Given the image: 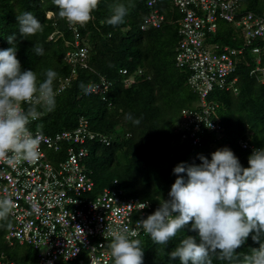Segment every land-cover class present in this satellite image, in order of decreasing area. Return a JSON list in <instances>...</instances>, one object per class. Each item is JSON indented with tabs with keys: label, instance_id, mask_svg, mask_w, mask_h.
Instances as JSON below:
<instances>
[{
	"label": "trees",
	"instance_id": "1",
	"mask_svg": "<svg viewBox=\"0 0 264 264\" xmlns=\"http://www.w3.org/2000/svg\"><path fill=\"white\" fill-rule=\"evenodd\" d=\"M246 1L249 10L262 14L263 1ZM114 2L99 0L97 9L92 13L93 18L81 28L78 27L83 40L79 46L88 48L86 67L63 61L66 53L76 48L73 46L72 30L58 17L59 9L52 0H0V12L5 13L6 19L3 31L0 28V50L11 47L7 36L15 34L17 59L22 70L36 72L37 84L45 79L44 72L49 68L58 73L54 86L62 79H70V84L56 95L55 110H41L40 118L32 123L36 127L42 124V133L51 135L74 128L83 118L88 122L90 131L109 138V146L101 145L98 141L93 143L99 160L95 157L98 162L89 167L87 157L86 170L92 172L95 188L103 185V188L120 191L122 199L146 202L149 207L145 215L147 218L163 199H168L171 185L176 179L173 168L178 163L199 164V154L210 160L212 152L227 146L244 168L249 167L248 157L252 153L243 150L240 142L246 141L256 148H264V84L251 73L255 61L248 49L245 50L231 75V78H237L238 94L215 90L208 96V101L217 105L216 117L222 127L221 134L217 136L205 130L200 134L201 145H192L189 131L182 128L181 111L191 109L197 97L187 86V71L175 65L179 14L167 4L158 3L156 7L165 16L163 26L143 32L139 26L149 8L144 0H133L135 6L130 9L125 22L114 27L106 23L110 15L108 6ZM24 11L32 12L39 19L44 25L43 33L26 38L19 35L16 15ZM48 11L53 13L49 19L46 17ZM52 34H56L55 39L50 40ZM208 41L219 48H241L244 43L240 31L224 22L208 37ZM37 43L44 49L42 56L33 51V45ZM262 60L264 67L263 57ZM73 69L76 74L70 77ZM121 70H126L127 74L122 75ZM138 70L141 71L139 75L136 73ZM129 76L133 82L125 85L124 78ZM101 79L111 82V85L105 93H94L92 89ZM81 82L90 86L88 94L81 89ZM214 93L221 94L218 100L213 98ZM128 113L139 119L140 123L135 125L126 120ZM47 158L55 164L64 158V151H47ZM106 172L110 178L104 175ZM114 180L116 184H113ZM99 191L95 190L94 193ZM134 214L133 221L140 218V213ZM6 230L0 226V259L7 263L36 264L37 251L30 246H21L28 248L29 255L11 252L20 245L8 244ZM187 236L199 241L198 233L191 231L190 225L179 231L169 241L167 248L153 243L148 235L138 238L144 252L143 264H180L179 258L170 259L168 253ZM251 237L252 234L236 250L238 253L259 247ZM213 264L227 262L214 258Z\"/></svg>",
	"mask_w": 264,
	"mask_h": 264
},
{
	"label": "built area",
	"instance_id": "2",
	"mask_svg": "<svg viewBox=\"0 0 264 264\" xmlns=\"http://www.w3.org/2000/svg\"><path fill=\"white\" fill-rule=\"evenodd\" d=\"M144 1L149 12L142 21L141 30L161 27L165 19L156 7L158 0ZM170 2L180 16L175 65L187 71V86L198 98L193 108L181 111L182 128L189 131L192 145L200 146V134L205 130L222 132L216 117L217 105L209 102L208 96L215 90L238 94L237 78L231 75L245 50L248 49L255 61L251 73L264 84V10L260 15L249 10L246 0ZM221 22L240 31L244 41L241 48H219L208 41ZM70 29L75 34L76 49L67 52L64 58L71 63L84 64L88 49L79 46L75 27ZM121 74L127 71L121 70ZM131 82L124 80L125 85ZM110 85L111 82L103 79L92 91L105 93ZM95 141L110 145L109 138L90 131L88 122L81 119L71 130L51 135L42 133L40 158L36 163L22 162L13 168L0 161V199L10 197L15 203L9 213L13 224L7 228L5 239L11 246L18 244L35 249L36 264H56L60 260H77L84 264L85 258L86 264H114L108 247L111 231L126 228L135 230L137 236L144 233L139 227L140 218L133 221V215L135 212L146 215L148 207L142 209L146 202L122 199L120 191L110 188H103L93 196L92 172L85 166L88 144ZM240 146L251 153L259 149L246 141H241ZM62 150L64 158L55 164L48 160L47 151L58 153ZM0 264L19 263L0 259Z\"/></svg>",
	"mask_w": 264,
	"mask_h": 264
},
{
	"label": "clouds",
	"instance_id": "3",
	"mask_svg": "<svg viewBox=\"0 0 264 264\" xmlns=\"http://www.w3.org/2000/svg\"><path fill=\"white\" fill-rule=\"evenodd\" d=\"M52 3L59 9L58 17L69 27H75L79 35L78 44L82 43L76 25L83 26L93 18L92 13L97 9L99 0H52ZM134 6L133 0H115L108 6L110 15L106 23L114 27L123 24ZM52 16L51 11L46 13L48 19ZM16 20L21 37L35 36L44 31V25L32 12H19ZM140 26L143 32L162 27L141 30ZM71 30L75 48V34ZM55 35L52 34L49 39H55ZM7 42L11 47L0 50V161L15 168L22 162L36 163L39 160L43 125H37L35 135L28 126L40 118L41 110H55L56 95L70 84V79H62L54 86L58 73L49 68L44 72L45 79L37 84L36 72L22 70L17 59L16 35L7 36ZM33 51L38 56L44 54L42 45L38 43L33 45ZM63 61L86 67V59L84 64L71 63L65 58ZM75 74L73 69L70 77ZM125 79L133 82L131 76ZM80 87L85 94L89 93L90 86L81 82ZM125 119L135 125L140 123L131 113ZM198 159L199 164L181 162L173 168L176 179L168 199H163L147 218L141 214L140 219L137 218L143 234L137 236L135 230L126 228L111 231L108 247L114 264H143L144 252L138 238L148 235L153 243L167 248L169 241L189 225L191 231L198 233L199 241L193 236L182 239L168 253L170 259L179 258L180 264H213L214 258L227 264H264V148L253 150L248 157L247 168L227 146L212 152L210 160L203 154H199ZM14 207L12 198L0 199V222H7ZM146 207L147 203L142 204V209ZM148 211L149 207L146 215ZM250 234L259 247L238 253L236 250Z\"/></svg>",
	"mask_w": 264,
	"mask_h": 264
},
{
	"label": "rangeland",
	"instance_id": "4",
	"mask_svg": "<svg viewBox=\"0 0 264 264\" xmlns=\"http://www.w3.org/2000/svg\"><path fill=\"white\" fill-rule=\"evenodd\" d=\"M262 1H263V4H264V0H260V2L262 3ZM158 3L159 4H162V3H164V4H167L168 5V7H171V8H173V6H172V4H171V2H170V0H158ZM177 11V10H176ZM177 13H178V11H177ZM0 19L2 20L1 21V24H0V27H1V29H2V31H3V28H4V21L6 20L5 19V13L4 12H0ZM77 27H79V28H81L82 26L81 25H76ZM220 92H222V91H220ZM219 96H221V94L220 93H214L213 94V98L216 100H218V97ZM28 128H29V130H36L37 129V127H36V125L35 124H33V123H31L30 124V126H28ZM216 135L218 136L219 134L218 133H216ZM89 156H88V164H89V167H92V166H94L98 161L96 160V158L99 160V158H98V152H97V150L95 151V149L96 148H94V144L93 143H91L90 145H89ZM96 157V158H95ZM105 176L107 175V177H108V172H106L105 174H104ZM108 178H110V177H108ZM108 182H110V179H109V181ZM104 186L103 185H97L96 186V188H95V190L96 191H99V190H101L102 188H103ZM96 194L95 193H93V196H95ZM137 195V194H136ZM133 196V195H132ZM137 197V196H136ZM13 224V219H12V217H10V216H8V219H7V222H1L0 223V225H3L2 227L3 228H8L9 226L8 225H12ZM254 248H258V246L257 247H254ZM34 251V250H33ZM32 251V253H31V255L33 256L34 255V252ZM40 251V250H39ZM11 252L13 253V254H20V255H29L30 254V251L28 250V248H26V247H21V246H16L15 248H13L12 250H11ZM82 258L84 259V256H82ZM58 264H80L79 262H64V261H60ZM84 264H86V258L84 259Z\"/></svg>",
	"mask_w": 264,
	"mask_h": 264
},
{
	"label": "crops",
	"instance_id": "5",
	"mask_svg": "<svg viewBox=\"0 0 264 264\" xmlns=\"http://www.w3.org/2000/svg\"><path fill=\"white\" fill-rule=\"evenodd\" d=\"M173 8H174V6H173ZM174 10H175V8H174Z\"/></svg>",
	"mask_w": 264,
	"mask_h": 264
}]
</instances>
